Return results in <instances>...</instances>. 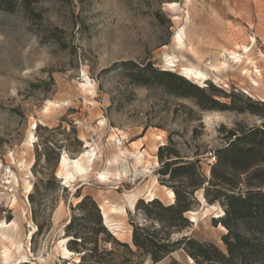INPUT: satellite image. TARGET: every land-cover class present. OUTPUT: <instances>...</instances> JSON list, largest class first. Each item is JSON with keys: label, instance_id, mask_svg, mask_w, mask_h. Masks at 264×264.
Listing matches in <instances>:
<instances>
[{"label": "rangeland", "instance_id": "374dc122", "mask_svg": "<svg viewBox=\"0 0 264 264\" xmlns=\"http://www.w3.org/2000/svg\"><path fill=\"white\" fill-rule=\"evenodd\" d=\"M11 2V11L0 8V264H80L79 252L65 250L79 195H92L115 236L133 245L132 222L154 225L138 200L153 199L152 191L164 204L175 200L160 182L157 144L198 159L210 179L227 130L264 127V0ZM173 2L180 12L168 7ZM182 30L187 49L174 42ZM220 62L227 68L213 71ZM148 63L205 93H171L139 70ZM187 66L208 79L189 78ZM138 150L146 166L135 164ZM104 172L109 181L100 180ZM195 195L189 226L171 240L191 236L226 250L223 207L203 189ZM101 238L99 250L110 249ZM142 264L211 263L180 248Z\"/></svg>", "mask_w": 264, "mask_h": 264}, {"label": "trees", "instance_id": "16d2710c", "mask_svg": "<svg viewBox=\"0 0 264 264\" xmlns=\"http://www.w3.org/2000/svg\"><path fill=\"white\" fill-rule=\"evenodd\" d=\"M12 5L11 0H0L3 10L11 11ZM139 70L165 81L171 93H205L202 86L185 76L159 69L152 63ZM249 104L259 105L251 99ZM226 137L227 143L215 150L216 161L210 179L200 170L198 159H182L173 143L160 146V182L171 187L175 200L168 205L158 198L146 200V203L144 199L138 200L136 209L143 206L154 225L132 222L133 245L119 240L105 224L101 207L92 195H79L76 206L79 214L73 215L65 233L69 238L66 245L69 250L81 254L79 263L142 264L146 257L158 262L183 248L198 263L264 264V127L229 129ZM242 183L245 188H241ZM199 189H203L209 203H219L224 209L220 222L228 229L222 237L226 250L191 236L178 240L170 238L174 230L189 226L186 213L199 203L195 195ZM79 220H82L81 226L75 228ZM102 235L103 240L111 244L110 249L99 250Z\"/></svg>", "mask_w": 264, "mask_h": 264}, {"label": "bare ground", "instance_id": "6f19581e", "mask_svg": "<svg viewBox=\"0 0 264 264\" xmlns=\"http://www.w3.org/2000/svg\"><path fill=\"white\" fill-rule=\"evenodd\" d=\"M168 7L173 10V11H176V12H180L181 10V5L180 3L178 2H173V3H169L168 4ZM189 19V18H188ZM174 42L176 44L177 47L181 48V49H187L189 48L188 47V44L185 40V37H184V31L182 30L181 32H179L178 34L175 35L174 37ZM191 48V47H190ZM232 54L236 55L237 57V53L236 51H230ZM169 58V57H168ZM172 58V57H171ZM170 58V59H171ZM168 60V59H167ZM172 61V60H171ZM224 68H227V64L226 62H220L218 64H215L211 67V69L213 71H220ZM184 72L185 74L190 78H193V79H197V81H204L206 79H208V73L198 67H195V66H187L184 68ZM164 142H162L161 144H163ZM160 144V145H161ZM155 150H158L159 149V144H157L154 148ZM131 153V152H130ZM87 154V153H86ZM123 154L124 156H126V151H123ZM135 159V164L138 165V166H146V164L149 163V160L147 159V155L145 153V150L144 151H141V150H138V151H135V152H132L131 153ZM98 156V155H97ZM61 166L65 167L67 166V159L65 157L62 158L61 160ZM76 166L78 167L79 170H85L81 165H80V160H77L76 161ZM110 173H101L100 174V180H103V181H109L111 176L109 175ZM113 175V174H112ZM169 194L170 196L172 197V199L175 198V192L173 190H169ZM150 197H152L153 199L156 197V194L152 191L151 194H150ZM224 212L223 209H221V213ZM190 213H194V211L190 212ZM223 215V214H222ZM192 221H194V218H192ZM106 222V221H105ZM107 226L110 228L111 225H110V222H106ZM220 227L223 229V230H226V227L221 224ZM110 229H113V228H110ZM114 231V229L112 230ZM114 233L116 234V231H114ZM65 250L67 251L68 254L70 253H73L71 250H69L68 247H65ZM68 256V255H67ZM77 261H79V259H77ZM73 264V263H72Z\"/></svg>", "mask_w": 264, "mask_h": 264}]
</instances>
